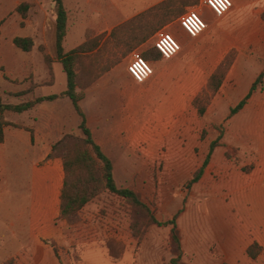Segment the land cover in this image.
Masks as SVG:
<instances>
[{
	"label": "rangeland",
	"instance_id": "rangeland-1",
	"mask_svg": "<svg viewBox=\"0 0 264 264\" xmlns=\"http://www.w3.org/2000/svg\"><path fill=\"white\" fill-rule=\"evenodd\" d=\"M190 1L193 0H170L166 4L170 7L168 13L159 6L153 9L160 13H157L158 18L152 11L123 23L108 35L105 32L107 20L91 22V0H65L69 32L64 46L67 52L84 44L87 46V52L80 55L78 70L86 94L81 105L89 115L104 117L95 137L99 142L108 140L103 150L112 158L118 186L139 194L159 223H167L178 215L185 264H221L217 255L213 258L208 255L217 251L218 241L227 226L234 220L245 226L257 219L258 190L264 187V156L257 155L250 139L256 128L264 126L233 129L226 120L222 125L211 123L198 142H125V134L122 137L119 133H104L106 126L116 127L117 122H153L154 118L131 116L124 111L125 100H120L126 85L137 98L152 93L151 84L140 86L130 77L131 54L135 50L143 52L144 56L152 53L155 35L160 30H179L178 18L189 10H198V5ZM22 5L29 6L25 15L18 10ZM107 6L101 3L97 7L104 11ZM168 17L171 20L162 25ZM147 34L154 35L139 44ZM17 37L32 38L33 50L24 52L17 48L14 44ZM116 61L120 64L110 75L104 76L108 77V89L90 92L93 76ZM66 88L67 77L57 57L56 10L52 0H0V94L4 103L17 105L37 97L61 94ZM211 95V91L205 90L200 104ZM51 107L40 106L22 115L6 114L9 142L0 145V264H23L21 254L27 246L26 223L16 218L30 208L32 170L17 156L11 157V146L15 144L10 143L12 133L21 128L44 132L52 125L55 138L61 139L69 133L82 136L80 118L70 99L64 98ZM216 118L224 119V111H213L211 122ZM227 129L230 141L244 143L227 147L221 142L210 167L198 182L190 185L203 167L211 143L221 134L225 135ZM256 134L262 136L264 130ZM21 145L19 143V147ZM259 209L262 213L264 208ZM56 224L62 231V240L45 242L63 252L72 264H172L174 258L172 227L148 222L138 216L126 200L110 192L102 193L89 203L74 223L58 218ZM254 239L249 234L243 249ZM244 258L248 264H255L250 257L245 255Z\"/></svg>",
	"mask_w": 264,
	"mask_h": 264
},
{
	"label": "crops",
	"instance_id": "crops-1",
	"mask_svg": "<svg viewBox=\"0 0 264 264\" xmlns=\"http://www.w3.org/2000/svg\"><path fill=\"white\" fill-rule=\"evenodd\" d=\"M169 1L95 0L93 2L91 0V22L101 18L107 20L105 32L111 35L112 30L133 18L147 15L152 11L155 15L156 11L153 9ZM203 1L193 0L190 3L198 5L200 14L208 24L207 31L197 39L187 36L181 28L170 31L179 40L181 52L170 61L161 58L150 61L154 75L147 83L140 86L146 87L151 84V95L137 98L132 88L126 85V91L120 97V100L122 98L125 100L124 111L137 118H154L153 122L122 124L117 122L116 127L106 126L105 134L119 133L122 137L125 134L127 137L123 140L125 142H198L202 140L203 133L211 123L222 125L226 120L225 123L232 124L233 129L240 126H264V78L258 89L251 93L259 78L264 75V0H232L233 8L222 18L216 17L209 9L202 7ZM101 3L108 4L106 10L99 9V7L103 8L102 6L97 7ZM65 6L67 8L66 3ZM67 11L69 16L68 8ZM135 52L141 53L144 57L143 52L135 50L131 54V59ZM220 68H227V72L218 90L214 92L210 83ZM104 76L93 84L90 92L93 91L94 94L96 91L103 92L108 89L110 85L108 77ZM205 90L211 91L212 95L201 104L205 109L204 114H201L195 101L198 98L203 100ZM62 100L64 99L39 104L26 113L34 112L40 106L53 107V104ZM242 103H245L244 107L233 113ZM216 110L224 111L225 118L221 120L216 118L211 122L213 111ZM85 113L94 139L103 150L108 140L99 142L95 135L104 123V117ZM60 117L64 131L65 116L62 114ZM180 130L184 133H180ZM263 130L264 128H256L253 131V139H250L252 148L257 150L259 156H264V135L259 136L256 133L258 131L263 133ZM55 132L52 125H49L44 132H38L35 128H21L12 133L10 141L11 144L15 142L11 146V157L17 156L20 162L29 165L32 170L30 208L16 218L26 223L27 246L21 254L23 264H72L63 252L55 250L50 243L45 242L47 240L59 242L63 238L56 222L60 216V198L65 171L63 160L58 156L51 157L53 146L60 139L54 137ZM229 132L227 129L225 135L221 134L213 140L212 143L218 141V146L212 156L221 147L220 143L223 141L227 147L244 143L230 141ZM8 142L6 127L5 141L0 145ZM19 143L22 144L21 147ZM211 160L212 157L207 167ZM261 188L258 190L260 199L257 204V219L245 226L234 220L227 226L223 238L218 241L217 251L209 254L208 257L213 258L217 255L221 264L240 262L248 264L249 261L244 258L246 255L255 264H264V209L262 213L259 209L264 208V187ZM249 234L255 239L243 249L246 243L244 240Z\"/></svg>",
	"mask_w": 264,
	"mask_h": 264
},
{
	"label": "trees",
	"instance_id": "trees-1",
	"mask_svg": "<svg viewBox=\"0 0 264 264\" xmlns=\"http://www.w3.org/2000/svg\"><path fill=\"white\" fill-rule=\"evenodd\" d=\"M52 2L54 3L56 10L57 57L62 64L67 77V88L61 94L37 97L28 102H23L17 105L4 103L3 97L0 94V143L5 141V128L9 126V123L6 121L7 113L24 114L34 109L37 105L45 102H55L64 98L70 99L75 112L80 118L79 129L82 132V136H76L70 133L65 134L53 146V154L51 157H60L63 160L65 171V181L60 198L59 218L69 224L74 223L89 203L102 193L110 192L126 200L133 207L137 215L144 217L148 222L158 224L159 226L172 227L171 236L174 244V258L172 264H185L183 261V247L177 224L178 215L167 223H159L155 219L151 209L142 200L139 194L132 189L118 186L114 176V164L112 160L95 141L93 133L88 126L87 115L81 106V102L85 99L86 94L83 92L84 85L79 80L78 71L81 59L80 55L87 52V46L84 44L70 52L65 50L64 44L68 34L69 23L68 11L64 0H52ZM166 4H168V2H165L160 6L161 8L163 7L164 13H168L170 9ZM28 9V5H22L18 10L23 11L22 14L25 15ZM143 16H146V14L139 17ZM159 16L160 15L157 13L154 15L156 18ZM168 21L169 17L167 19L165 18L162 25H165ZM153 35L154 34L145 35L142 40L139 41V44L147 42ZM14 44L24 52H31L35 46L34 40L28 37H17L14 39ZM144 58L151 61L161 58V56L156 50H154L152 53L145 55ZM119 64L120 61H116L111 66L103 68L99 74L93 76L90 80L89 86L92 85V83L94 84L98 79L109 73ZM226 72L227 68H220L216 75L211 79L210 87L214 92L218 90ZM263 78L264 75L259 78L251 93L258 89ZM200 101L201 99L198 98L195 101V104L199 106L200 113L204 114L205 109L201 106ZM244 104L245 103H242L235 111H233V113L241 110L244 107ZM217 146L218 141L212 143L210 153L205 160L204 166L195 174L190 185L195 184L201 179Z\"/></svg>",
	"mask_w": 264,
	"mask_h": 264
},
{
	"label": "built area",
	"instance_id": "built-area-1",
	"mask_svg": "<svg viewBox=\"0 0 264 264\" xmlns=\"http://www.w3.org/2000/svg\"><path fill=\"white\" fill-rule=\"evenodd\" d=\"M202 7L209 9L216 17L226 16L233 8L232 0H204ZM180 28L192 39L199 38L208 29V24L200 14V9L189 10L179 19ZM153 48L161 59L170 61L181 52L179 40L170 31L161 30L156 34ZM128 73L138 85L147 83L154 75L151 63L139 52H135L128 65Z\"/></svg>",
	"mask_w": 264,
	"mask_h": 264
}]
</instances>
